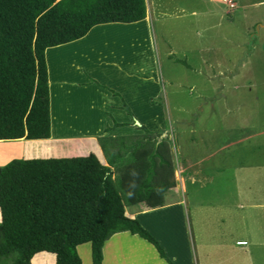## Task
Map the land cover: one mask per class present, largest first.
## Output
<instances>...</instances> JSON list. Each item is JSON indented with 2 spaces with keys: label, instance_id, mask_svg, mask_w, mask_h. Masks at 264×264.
Wrapping results in <instances>:
<instances>
[{
  "label": "rangeland",
  "instance_id": "1",
  "mask_svg": "<svg viewBox=\"0 0 264 264\" xmlns=\"http://www.w3.org/2000/svg\"><path fill=\"white\" fill-rule=\"evenodd\" d=\"M171 1L180 5L188 0ZM232 2L233 20L172 19L167 23L170 34L155 36L163 51V59L161 51L156 58L167 113L161 126L153 120L143 124L156 133L166 130L173 143L175 187L162 206L179 201L181 206L156 209L157 216L142 214L138 221L172 259L186 256L188 242L192 264H264V0ZM165 49L172 51L169 57ZM124 113L114 117L124 121ZM55 132L51 136H58ZM129 134L141 131L127 128L121 135ZM50 140L0 141V166L14 158L70 156L58 149L70 148L69 143ZM184 157L202 160L199 168L208 181L201 188L187 177L194 175L193 167L176 164ZM134 211L125 208L128 216ZM243 238L246 245L235 243ZM76 250L82 264H91L89 244ZM103 250L102 264H151V258L159 264L154 248L129 234L112 236ZM42 255L53 256L41 253L34 264H40Z\"/></svg>",
  "mask_w": 264,
  "mask_h": 264
},
{
  "label": "trees",
  "instance_id": "2",
  "mask_svg": "<svg viewBox=\"0 0 264 264\" xmlns=\"http://www.w3.org/2000/svg\"><path fill=\"white\" fill-rule=\"evenodd\" d=\"M145 12L144 0H0V141L50 138L47 48L78 40L99 24L140 21ZM121 109L131 122L113 121L104 132L132 126L141 134L99 137L105 165L90 141L68 152L93 151L99 160L90 153L14 158L0 166V264H34L41 253L53 254L55 264H82L76 248L83 244L90 245L91 264H102L104 244L125 232L169 262L125 208L144 212L164 204L175 187L173 143L166 130L138 124L123 101Z\"/></svg>",
  "mask_w": 264,
  "mask_h": 264
},
{
  "label": "crops",
  "instance_id": "3",
  "mask_svg": "<svg viewBox=\"0 0 264 264\" xmlns=\"http://www.w3.org/2000/svg\"><path fill=\"white\" fill-rule=\"evenodd\" d=\"M144 2L146 14L145 18L140 21L99 24L92 27L86 35L78 40L45 50L49 87L50 133L54 129L56 130L55 135H58L55 138L51 136V133L50 138L45 141L55 139V142L59 143L64 140V143H69L70 148L59 146L58 149L66 151L73 147L77 151L83 147L82 145L87 148L91 144L90 141H93L98 147L100 155H103L98 142L99 137L113 136L115 132V135H121L126 132L127 128L129 131L133 128L125 126L112 129L107 133L104 132V128L111 127L113 121L117 123L131 122L132 119L127 114V117L123 118L124 121H118L116 118L118 116L114 117L115 114L124 113L121 109L122 101L128 106L137 123L145 124L149 120H153L155 126H161L162 117L166 118L167 109L159 60L156 58L157 53L161 51L160 60L163 59L161 54L163 51L162 45L157 44L155 36L162 35L160 33L169 35L170 28L167 27V23L172 19L204 16L206 19L220 21L227 18L233 20V14L229 9L235 8L232 0H188L180 5L171 0H144ZM165 52V55L163 54L165 57L172 54L170 49H165ZM111 91L116 95H113ZM158 99L161 101L151 104L152 100ZM120 117L122 118V116ZM105 121L111 122L105 124ZM55 146L57 145L55 144ZM90 153L96 156L93 151L79 156H86ZM203 156L206 157V155ZM57 157H78V155L70 154V156L60 155ZM201 158L203 159V157ZM198 161L186 160L184 157L181 162L178 161L176 164L185 162L187 166L193 167L194 178L190 174L187 177L201 188L208 181V175L199 168L202 160ZM198 178H203V182L200 179L201 182H198ZM210 178L212 180V177ZM166 194H170L169 191ZM179 196L177 195L178 201ZM178 206L180 210L181 201L173 203L171 206L165 204L157 210ZM154 210L144 211L145 213L134 211L131 214L139 220L142 214L148 215ZM176 212L178 213V211ZM153 214L158 215L157 212ZM144 229L148 230L146 227ZM239 241L245 242V245L247 243L244 238L236 239L235 243ZM188 244L187 242V250L183 247V251H187V254L182 259L179 257L172 259L162 249L171 264H192ZM245 245L241 247H245ZM194 250H196L195 244ZM136 259L140 260L139 257ZM155 260L156 258H151V264H154ZM48 262L55 264V256L45 257L42 255L40 264ZM157 263L166 264L160 258Z\"/></svg>",
  "mask_w": 264,
  "mask_h": 264
},
{
  "label": "clouds",
  "instance_id": "4",
  "mask_svg": "<svg viewBox=\"0 0 264 264\" xmlns=\"http://www.w3.org/2000/svg\"><path fill=\"white\" fill-rule=\"evenodd\" d=\"M139 124V123H138ZM87 156V155H86ZM80 157H82V156H80ZM48 158H61V157H48ZM242 245H244V244H242ZM47 254H50V253H47ZM53 255V254H52Z\"/></svg>",
  "mask_w": 264,
  "mask_h": 264
},
{
  "label": "bare ground",
  "instance_id": "5",
  "mask_svg": "<svg viewBox=\"0 0 264 264\" xmlns=\"http://www.w3.org/2000/svg\"><path fill=\"white\" fill-rule=\"evenodd\" d=\"M54 52V51H53ZM66 52V51H65ZM62 53H64V52H62ZM65 55V54H64ZM53 58V57H52ZM53 74V73H52ZM143 125V124H142ZM21 141H22V139H20ZM138 249V248H137Z\"/></svg>",
  "mask_w": 264,
  "mask_h": 264
}]
</instances>
